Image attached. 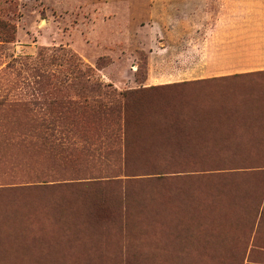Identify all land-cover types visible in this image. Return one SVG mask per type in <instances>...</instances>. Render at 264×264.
I'll list each match as a JSON object with an SVG mask.
<instances>
[{
    "label": "rangeland",
    "instance_id": "obj_1",
    "mask_svg": "<svg viewBox=\"0 0 264 264\" xmlns=\"http://www.w3.org/2000/svg\"><path fill=\"white\" fill-rule=\"evenodd\" d=\"M1 22L0 203L50 200L23 222L43 256L79 264L90 241L104 264H264V146L233 139L264 118V0H0ZM66 60L132 93L119 121L49 123L82 103Z\"/></svg>",
    "mask_w": 264,
    "mask_h": 264
},
{
    "label": "trees",
    "instance_id": "obj_2",
    "mask_svg": "<svg viewBox=\"0 0 264 264\" xmlns=\"http://www.w3.org/2000/svg\"><path fill=\"white\" fill-rule=\"evenodd\" d=\"M0 28H2V30L11 31L13 27L1 22ZM54 59H52V62H54ZM66 64L69 73L73 76L72 87H75L76 94L82 103L80 106L75 102L64 100L56 104L54 101L49 103L47 105L49 109L55 104L52 109L54 112L49 110V123L53 124V122L60 123V121H65L68 119L70 111L76 109L80 110L84 115L94 116L100 120L106 121L109 119H116L119 121L132 98V93H117L116 91H112L111 85H103L100 83L89 67H86V69L82 71L77 69L79 65L76 64L75 61L70 63L66 60ZM249 74H264V71ZM64 85L65 87L67 86V84ZM260 112H262L261 109ZM262 119L264 120V118ZM254 120H256V118H254ZM263 120L262 123L260 122L259 124L252 122L250 119L242 120L233 127V139L239 142L237 147H241L242 145L245 148H263L264 140L257 139V136L253 134V131L264 130ZM45 122H47V119ZM53 131V129L47 127L45 132L50 141L51 149L55 148V146L52 145L53 142L55 143V141L52 140L54 137ZM61 133L63 134V132ZM61 137L64 138L63 135ZM252 142H258L259 144L258 146H245V144H242H249ZM152 144L156 145L158 148L161 147V144H157L155 141L152 142ZM139 204L145 216L154 217L162 211L159 208L155 209L159 203L152 201L150 198H141ZM65 207H67V204H65ZM28 214H30V217L33 219H41L51 215L50 200L32 198L23 202L11 201L9 203H0V264H65L63 261L50 262L51 259L49 256H43L40 250L41 247H39L40 245L28 239V235L24 233L25 227L23 225ZM84 219L85 218H79L77 215L74 217L72 215L66 220L73 227L76 226L77 233L80 234L87 229L80 226V223L83 222ZM6 227H9L10 230H6ZM81 254L82 257L79 264H104L103 249L94 242L86 241Z\"/></svg>",
    "mask_w": 264,
    "mask_h": 264
},
{
    "label": "crops",
    "instance_id": "obj_3",
    "mask_svg": "<svg viewBox=\"0 0 264 264\" xmlns=\"http://www.w3.org/2000/svg\"><path fill=\"white\" fill-rule=\"evenodd\" d=\"M254 122L259 124L260 122L262 123V120L254 121ZM263 122H264V120H263ZM243 134H245V133H243ZM253 134L257 136V139L264 140V130L263 131H261V130L253 131Z\"/></svg>",
    "mask_w": 264,
    "mask_h": 264
},
{
    "label": "bare ground",
    "instance_id": "obj_4",
    "mask_svg": "<svg viewBox=\"0 0 264 264\" xmlns=\"http://www.w3.org/2000/svg\"><path fill=\"white\" fill-rule=\"evenodd\" d=\"M156 144V143H155ZM158 146V145H157ZM155 151V150H154Z\"/></svg>",
    "mask_w": 264,
    "mask_h": 264
}]
</instances>
